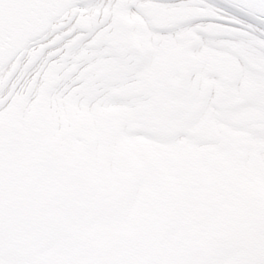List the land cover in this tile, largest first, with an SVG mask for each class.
<instances>
[{"label": "snow or ice", "instance_id": "1", "mask_svg": "<svg viewBox=\"0 0 264 264\" xmlns=\"http://www.w3.org/2000/svg\"><path fill=\"white\" fill-rule=\"evenodd\" d=\"M0 264H264V0H0Z\"/></svg>", "mask_w": 264, "mask_h": 264}, {"label": "flooded vegetation", "instance_id": "2", "mask_svg": "<svg viewBox=\"0 0 264 264\" xmlns=\"http://www.w3.org/2000/svg\"><path fill=\"white\" fill-rule=\"evenodd\" d=\"M28 226L29 227H35V225L34 224H31V223Z\"/></svg>", "mask_w": 264, "mask_h": 264}]
</instances>
